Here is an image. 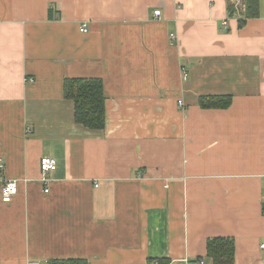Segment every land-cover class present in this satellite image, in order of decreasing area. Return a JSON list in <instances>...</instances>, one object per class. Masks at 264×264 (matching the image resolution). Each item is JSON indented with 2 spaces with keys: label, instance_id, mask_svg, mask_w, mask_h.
Instances as JSON below:
<instances>
[{
  "label": "crops",
  "instance_id": "1",
  "mask_svg": "<svg viewBox=\"0 0 264 264\" xmlns=\"http://www.w3.org/2000/svg\"><path fill=\"white\" fill-rule=\"evenodd\" d=\"M245 9L0 0V264H213L214 238L235 239L234 264H264V0L241 26ZM80 78L103 82L101 131L65 97ZM43 157L57 162L47 186Z\"/></svg>",
  "mask_w": 264,
  "mask_h": 264
},
{
  "label": "trees",
  "instance_id": "2",
  "mask_svg": "<svg viewBox=\"0 0 264 264\" xmlns=\"http://www.w3.org/2000/svg\"><path fill=\"white\" fill-rule=\"evenodd\" d=\"M246 9L243 12L245 21L256 18L259 15V0H243ZM236 6L231 4L229 16L236 14ZM240 26V27H241ZM64 94L66 99L73 101L75 106L74 119L79 124L92 131H101L106 125V97L104 85L98 78L67 79L64 83ZM232 104L229 96H204L199 98L202 109L225 110ZM264 210V207H263ZM206 257L213 264H234L236 258V243L234 238H214L207 242ZM48 264H89L82 259L51 260Z\"/></svg>",
  "mask_w": 264,
  "mask_h": 264
},
{
  "label": "built area",
  "instance_id": "3",
  "mask_svg": "<svg viewBox=\"0 0 264 264\" xmlns=\"http://www.w3.org/2000/svg\"><path fill=\"white\" fill-rule=\"evenodd\" d=\"M243 1V0H242ZM240 6V4L238 3ZM161 11H155V16L160 17ZM225 28H227L225 26ZM81 33H87V27L85 24H83L80 28ZM174 38V36H173ZM183 76L184 79L187 80L188 78V73L185 68H182ZM180 106H183V102H179ZM40 169L42 173V179L41 181L43 182L44 185L47 186L48 184V175L54 171L57 170V162L55 159L50 158V157H43L40 161ZM45 193H49L48 187L45 189ZM17 194V183L15 181H8L4 184L3 191H2V200L4 203H9ZM260 253L262 260L264 262V241L259 245ZM30 264H41L39 262H32Z\"/></svg>",
  "mask_w": 264,
  "mask_h": 264
},
{
  "label": "water",
  "instance_id": "4",
  "mask_svg": "<svg viewBox=\"0 0 264 264\" xmlns=\"http://www.w3.org/2000/svg\"><path fill=\"white\" fill-rule=\"evenodd\" d=\"M231 2H234L235 0H230Z\"/></svg>",
  "mask_w": 264,
  "mask_h": 264
}]
</instances>
